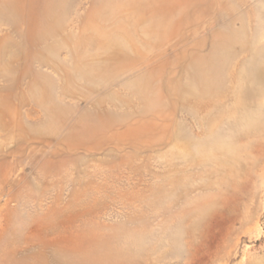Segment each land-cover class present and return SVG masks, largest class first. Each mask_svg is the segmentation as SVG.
Here are the masks:
<instances>
[{"label":"rangeland","instance_id":"rangeland-1","mask_svg":"<svg viewBox=\"0 0 264 264\" xmlns=\"http://www.w3.org/2000/svg\"><path fill=\"white\" fill-rule=\"evenodd\" d=\"M0 264H264V0H0Z\"/></svg>","mask_w":264,"mask_h":264}]
</instances>
